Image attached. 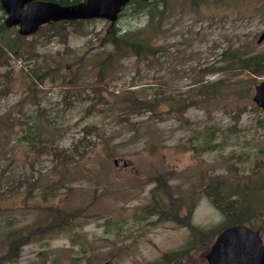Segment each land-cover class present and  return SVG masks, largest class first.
I'll list each match as a JSON object with an SVG mask.
<instances>
[{"label": "rangeland", "instance_id": "1", "mask_svg": "<svg viewBox=\"0 0 264 264\" xmlns=\"http://www.w3.org/2000/svg\"><path fill=\"white\" fill-rule=\"evenodd\" d=\"M161 1L162 28L129 4L113 24L85 21L67 35L48 25L26 38L1 30L14 47L0 67V264H171L169 251L192 245L196 252L174 264H207L226 226L201 194L215 180L224 195L264 212V111L252 101L264 76L216 71L227 49L264 55V0H206L196 9ZM111 25L143 31L151 55H111L101 40ZM216 80L220 93L197 89ZM164 188L185 196L171 217L191 211L186 226L152 212L171 201ZM251 227L264 243V214Z\"/></svg>", "mask_w": 264, "mask_h": 264}, {"label": "trees", "instance_id": "2", "mask_svg": "<svg viewBox=\"0 0 264 264\" xmlns=\"http://www.w3.org/2000/svg\"><path fill=\"white\" fill-rule=\"evenodd\" d=\"M60 4L66 5L70 3H75L79 0H54ZM205 1V0H191V5L196 7L198 3ZM220 1V0H219ZM134 3L142 2L140 0H133ZM156 3H143L139 5L137 8L140 12L147 11L145 15L147 18L148 23H153L154 20H159L156 24L152 26H157L161 28L163 22L161 19L166 15L167 8L164 3H159L158 0H155ZM80 22L75 23H68L65 21L51 23L49 26L50 29L60 32L61 35H67L70 29V26L78 25ZM5 29V28H4ZM101 40L105 43H109L112 47L111 55H123V54H130L135 56L137 59L140 57H147L151 55L154 45L150 42V39L147 36L143 35V31H131V30H119L118 27L111 25L107 28V31L104 33ZM2 46V47H1ZM14 47V46H13ZM11 47V43L9 39L3 40L0 44V67L6 64L8 55L10 54V50L13 48ZM8 49L5 52V49ZM20 48L17 44L16 49ZM16 53V51H13ZM220 57L222 58L227 66H222L221 68L217 69L216 71L223 70L226 71L225 68H230L235 71L236 68L239 69L240 72H245L247 75L250 76V79L254 78V76H263L264 75V55H253V56H244L243 53H240L239 50L236 49H229L225 50ZM110 58V55L109 57ZM205 70V69H203ZM215 71V72H216ZM232 74V72H231ZM252 81V80H251ZM205 84H211L207 86ZM224 88L222 85V80H216L213 82H200L197 86V89L203 91L202 95L209 94V92L220 93L221 90ZM209 97L202 96L199 98V101H205ZM133 106L135 108H139L137 103H134ZM184 109V105H180L177 112L181 113ZM28 141L32 146H38L35 134L31 133L27 136ZM206 143V142H205ZM215 145H203L201 146L200 150H207L213 148ZM158 187V186H157ZM165 193H168L167 188H164ZM203 195H205L211 204L224 216L225 222L227 224H233L238 222L243 223H253V219L257 217H261L264 212L259 213L258 215V207H250L247 205V200L245 199H237L234 197L232 199L231 196L224 195L220 190V180H215L212 183H209L207 186L203 188ZM244 204H242V203ZM152 212H156L160 214L163 218L172 216V210L166 205L155 206L152 209ZM56 218L54 217L53 225L59 227V223H55ZM20 242V239H13L11 241V246L14 247L16 244ZM9 259L11 260L12 256H17L16 252H14V248L11 249L8 253Z\"/></svg>", "mask_w": 264, "mask_h": 264}, {"label": "water", "instance_id": "3", "mask_svg": "<svg viewBox=\"0 0 264 264\" xmlns=\"http://www.w3.org/2000/svg\"><path fill=\"white\" fill-rule=\"evenodd\" d=\"M128 0H84L73 5H60L43 0H0L7 14L5 26H18L24 36L37 31L50 21L104 17L113 21L121 5ZM264 38V32L258 42ZM253 101L264 110V80L255 86ZM208 264H264V245L258 231L245 225L223 229L206 254Z\"/></svg>", "mask_w": 264, "mask_h": 264}, {"label": "flooded vegetation", "instance_id": "4", "mask_svg": "<svg viewBox=\"0 0 264 264\" xmlns=\"http://www.w3.org/2000/svg\"><path fill=\"white\" fill-rule=\"evenodd\" d=\"M185 214H187V213L185 212ZM175 217L178 218V219H183V217H181V215H178V216H175ZM190 252L195 253L196 252L195 248L193 247L192 248V251H190V249H185L184 251H181L180 254L174 256L173 258H171L172 259L171 264H174L175 260L176 261L184 260L185 258L188 257V255L190 254Z\"/></svg>", "mask_w": 264, "mask_h": 264}]
</instances>
